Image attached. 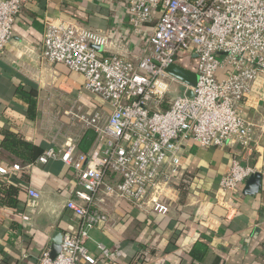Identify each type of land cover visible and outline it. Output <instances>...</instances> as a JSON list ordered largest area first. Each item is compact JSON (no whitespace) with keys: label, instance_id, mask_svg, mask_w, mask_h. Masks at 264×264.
I'll return each instance as SVG.
<instances>
[{"label":"crops","instance_id":"1","mask_svg":"<svg viewBox=\"0 0 264 264\" xmlns=\"http://www.w3.org/2000/svg\"><path fill=\"white\" fill-rule=\"evenodd\" d=\"M158 17L155 14L138 32L121 0H28L11 41L0 51V164L11 170L14 164H21L22 169L13 173L25 184L14 195L18 207L0 201V264H39L42 251L53 249L57 233L78 234L81 218L67 207L69 199L80 201L75 171L60 158L46 163L39 158L50 148L62 150L68 141L75 142L80 151L79 143L90 128L70 111L111 113L108 104L84 89L82 75L63 63L41 58L47 21L72 20L103 40L95 44L102 54L136 60ZM178 65L196 72L197 59L186 56ZM261 83L242 104L243 115L257 124L252 144L234 141L206 148L187 143L182 171L167 192V214L143 211L102 192L97 195L96 205L110 217L91 231L88 242L100 264H264V128L260 127L264 123V81ZM6 132L32 144L31 160L25 161L2 144ZM96 145L97 139L91 150ZM234 159L261 173L258 192L245 193L252 174L234 195L220 189ZM29 187L36 188L40 197L31 198ZM25 214L28 220L23 218ZM96 242L120 251V257L103 258Z\"/></svg>","mask_w":264,"mask_h":264},{"label":"built area","instance_id":"2","mask_svg":"<svg viewBox=\"0 0 264 264\" xmlns=\"http://www.w3.org/2000/svg\"><path fill=\"white\" fill-rule=\"evenodd\" d=\"M121 1L138 32L159 15L136 60L102 54L95 44L103 40L72 20L46 24L41 58L82 75L84 89L108 104L111 113L70 111L95 132L96 147L84 153L68 141L62 150L50 148L39 158L43 163L60 158L75 171L80 201L69 199L67 207L81 218L78 234H64L55 257L44 249L39 264H100L88 247L91 231L110 220L96 205L100 192L146 212L167 214V192L182 171L187 143L209 148L253 142L257 124L243 115L242 104L264 81V0ZM27 2L0 1V51L11 41ZM186 56L197 59L196 85L168 71ZM174 83L178 87L171 94ZM12 168L0 164V175L22 166ZM254 171L234 159L220 189L234 195ZM28 194L40 197L34 187ZM96 245L103 258L121 255L101 242Z\"/></svg>","mask_w":264,"mask_h":264},{"label":"trees","instance_id":"3","mask_svg":"<svg viewBox=\"0 0 264 264\" xmlns=\"http://www.w3.org/2000/svg\"><path fill=\"white\" fill-rule=\"evenodd\" d=\"M96 139V134L89 129L83 140L79 143V150L85 153L89 152ZM2 144H5L6 147H11L14 150L13 152L23 157L25 161L31 160L33 150L32 144L15 137L13 133L6 132ZM3 176L5 181L3 178L0 180V201L6 205L18 207V199H14V195H16L18 189L23 190L25 184L16 177L15 173Z\"/></svg>","mask_w":264,"mask_h":264},{"label":"water","instance_id":"4","mask_svg":"<svg viewBox=\"0 0 264 264\" xmlns=\"http://www.w3.org/2000/svg\"><path fill=\"white\" fill-rule=\"evenodd\" d=\"M168 71L177 76L179 79L187 81L192 85L197 84L198 75L196 72H193L185 67L175 64L168 68ZM189 96H192V91L190 90L187 93ZM262 175L261 173H253L247 181L245 193L254 194L261 189L262 186ZM63 235L61 233H57L54 238V244L52 249V256L55 257L61 250Z\"/></svg>","mask_w":264,"mask_h":264},{"label":"rangeland","instance_id":"5","mask_svg":"<svg viewBox=\"0 0 264 264\" xmlns=\"http://www.w3.org/2000/svg\"><path fill=\"white\" fill-rule=\"evenodd\" d=\"M177 87H178L177 84L174 83V84H173V87H172V92H171V94H175L173 90H174L175 88H177ZM78 122H79V121H78ZM80 122L85 126V124H84L82 121H80ZM85 127H86V126H85Z\"/></svg>","mask_w":264,"mask_h":264}]
</instances>
